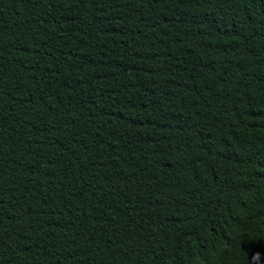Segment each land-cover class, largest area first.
Returning a JSON list of instances; mask_svg holds the SVG:
<instances>
[{
    "label": "trees",
    "instance_id": "16d2710c",
    "mask_svg": "<svg viewBox=\"0 0 264 264\" xmlns=\"http://www.w3.org/2000/svg\"><path fill=\"white\" fill-rule=\"evenodd\" d=\"M264 0H0V264H262Z\"/></svg>",
    "mask_w": 264,
    "mask_h": 264
},
{
    "label": "snow or ice",
    "instance_id": "6c2138e0",
    "mask_svg": "<svg viewBox=\"0 0 264 264\" xmlns=\"http://www.w3.org/2000/svg\"><path fill=\"white\" fill-rule=\"evenodd\" d=\"M262 264H264V262H262Z\"/></svg>",
    "mask_w": 264,
    "mask_h": 264
}]
</instances>
